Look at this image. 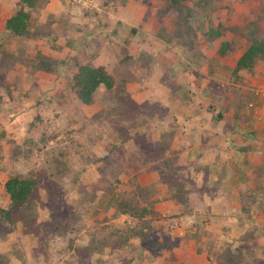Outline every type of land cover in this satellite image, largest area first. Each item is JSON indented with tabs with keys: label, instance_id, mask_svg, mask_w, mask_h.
Returning a JSON list of instances; mask_svg holds the SVG:
<instances>
[{
	"label": "rangeland",
	"instance_id": "374dc122",
	"mask_svg": "<svg viewBox=\"0 0 264 264\" xmlns=\"http://www.w3.org/2000/svg\"><path fill=\"white\" fill-rule=\"evenodd\" d=\"M134 1L148 7V17L140 25L115 22L120 6L111 0H49L39 11L38 23L32 22L36 35L18 38L7 34L6 22L21 8V2L0 0V206L10 205L4 186L15 172L39 182L33 197L36 218L29 225L18 219L0 227V255L8 257L10 264H226L224 256L216 254L230 245L239 246L242 235L254 230L251 240L257 238L259 247L256 255L244 262L264 264V209L247 216L236 208L243 198L237 187L240 181L245 180L249 188L260 187L264 194V178L256 180L250 173L264 166V145H259L253 155V167L240 164L235 173L224 165L214 166L210 154L224 140L223 132L232 127V116L243 93L248 94L254 84L242 85L236 77L215 79L210 62L223 41L231 42L235 51L243 49L237 42L247 40L251 24L242 10H254V0H218L209 6L201 0L187 1L192 7L199 2L196 10L204 19L205 30L222 27L228 32L211 45L202 39L195 48L192 59L204 69L199 70L201 78L180 76L184 81L177 82L181 78L176 74L170 79L182 86L193 83L190 90L197 103L195 99L186 102L182 110L179 102L170 98L171 88L162 81L171 58L168 49L181 53L175 43L165 42L166 37L171 42L177 40H172V18L162 20L157 16L166 3ZM260 8L256 9L261 13ZM260 33L264 36V23ZM249 39L248 44L243 41L241 45L250 46ZM126 40L130 44L126 45ZM129 54L133 59L124 61ZM180 56V73L197 76L194 66L186 68V59ZM46 58L61 64L51 73L35 69L32 62ZM150 64L154 67L151 75ZM83 65L104 66L118 81L120 95L124 96L121 107L131 106L132 100L139 110L156 114L157 122L138 120L139 127H133L132 134L148 132L150 126V138L157 142L161 129L171 127L177 131L173 146L180 161L174 164L187 183L181 203L166 199L169 188L161 180L158 165L153 161L146 164L145 149L141 147L142 143L149 147L145 138L133 136L122 141L120 133L126 131L130 121L109 115L110 109L119 105L118 100L102 90L93 105L80 102L72 84ZM250 78L256 84L263 81L264 60L256 61ZM165 109L169 114H164ZM219 113L224 115L221 123L217 121ZM97 114L99 118L94 119ZM210 138L215 142L209 146L211 159L207 149L196 145ZM235 141L229 136L230 145ZM223 148L231 153L229 146ZM57 158L67 166L63 175L58 174L54 162ZM137 185L155 189L157 214L145 221L156 231L161 246L155 252L144 250L137 237L126 250L107 247L93 251V238L106 244L114 232L139 230L142 222L126 215L114 216V211L106 209L108 195L122 198L136 194Z\"/></svg>",
	"mask_w": 264,
	"mask_h": 264
},
{
	"label": "trees",
	"instance_id": "16d2710c",
	"mask_svg": "<svg viewBox=\"0 0 264 264\" xmlns=\"http://www.w3.org/2000/svg\"><path fill=\"white\" fill-rule=\"evenodd\" d=\"M112 4L124 7L127 0H111ZM166 6L164 9L158 11V18L170 17L173 20L174 30L172 40L177 38L176 42H171V38L166 37V43H175L179 46L180 51L185 60L183 63L186 68H190L191 64L197 71V76H199V70H202L201 64L194 61L192 58L195 52V48L198 47L200 40L204 39L210 45L223 37L226 34L224 28L219 27L218 29H208L205 30L202 27L204 19L198 16V10L196 6L199 2H195L194 7L189 6L187 1L190 0H164ZM208 6L213 4L218 0H201ZM256 5L254 7L260 6L262 11L254 8L253 14L256 18L250 24L248 31V38L251 44L244 53V55L238 61L236 67H231L227 60V53L233 50L232 44L229 41H223L220 48L216 52L215 59L211 64H213L214 69L211 71L214 74L215 79H231V77H236L242 85L248 86L252 85L253 80L250 76L253 74V66L258 60H264V36L260 33L261 24L264 23V4L260 0H254ZM21 8L17 10L14 15H12L6 22V32L10 37L18 38H30L36 35V31L32 27V22L38 23L37 18L39 11L43 9L49 0H20ZM118 8V7H117ZM260 8V9H261ZM256 12V13H255ZM135 30V29H134ZM111 34H115L112 32ZM36 38V37H35ZM127 41V40H126ZM130 44L127 41L126 45ZM132 56L129 54L124 61L132 60ZM35 69L42 70L44 72H52L56 70L61 62L53 58L40 59L39 61L34 60L32 62ZM67 64V63H65ZM183 65V66H184ZM154 67L150 64L148 71L150 75L153 72ZM198 69V70H197ZM165 73L162 77V81L171 88V96L176 100H181V104L186 102H192L195 99V94L192 92V84H186L184 86L175 84L170 79L177 74V70L174 67H166ZM149 76V75H148ZM174 79V78H173ZM214 83V82H212ZM73 90L77 94L80 102L84 105H93L97 99V95L102 90L105 93L112 95V99L118 100L119 105H115L110 109L109 115L111 113L116 115L115 118L124 117L128 119L129 126L125 132L120 133V137L123 142L131 140L133 136L137 138H145L149 143V147H141L145 149V161L148 165L151 161L155 162L157 166L158 173L162 176L161 180L163 183L168 185L170 195L166 198L167 200L174 201L175 203H181L183 200V195L186 191V184L181 179L180 168L174 163L180 161V156L174 152V144L177 136V131L171 129H161L160 137L157 142H153L150 138L153 130L149 126V131L146 132H136L132 134L133 127H139L140 124L138 120H142V123L157 122L158 117L156 114H151L150 112H144L138 109L137 103L132 102L131 106H122L124 102V96H121L120 86L118 81L107 71L104 66H94V65H83L80 66L77 73L73 77ZM252 87V86H251ZM242 91V88L238 89ZM108 95V96H109ZM243 101V102H242ZM253 101V97L250 93H243V98L240 104L236 105L235 121L242 119H249L254 117V113L249 108V104ZM112 103V102H111ZM242 111H248L249 114L245 116ZM169 114V110L165 109L164 114ZM99 114L94 116V119L99 118ZM224 115L219 113L217 116V121H221ZM114 118L111 120L113 121ZM178 121V120H177ZM180 123V122H179ZM135 139V138H134ZM198 151V150H197ZM247 149L244 150V152ZM16 155L20 153L18 150L15 152ZM200 154L198 153V157ZM58 168V174H64L66 165L63 164L58 158L54 161ZM180 165V164H178ZM257 177L262 179L264 177V166L260 167L256 171ZM39 182L32 176L26 174H20L15 172L10 176L8 181L5 183L4 192L10 199V205L7 208L0 206V227L4 223H15L16 220L20 219L24 224L29 225L36 218V211L34 210V195L37 192ZM219 184V183H218ZM260 187L254 192H244L242 198V210L247 216H250V212H259L264 209L262 202L264 200V194L260 192ZM260 193V195H257ZM155 194V189L149 187H143L137 185L136 194H125L122 198L119 196H107L106 209L114 211V216L126 215L132 219L137 220L138 223L142 222L139 230L134 228H128L126 232H114L110 234L109 239L106 244L100 239L93 238L91 248L95 250H104L110 247L113 250L122 251L130 248L132 246L133 238H141L142 249L155 252L160 246L161 241L156 231L151 227L149 221H145L146 217L149 215H155V204L159 201L153 200ZM111 197V198H110ZM263 198V199H262ZM35 217V218H34ZM242 221V220H241ZM264 230V229H263ZM259 231V230H258ZM256 231H247L242 235L240 239V244L237 247L229 246L228 249L218 252L216 255L223 257L226 264H247L246 259L249 256L256 255L255 250L259 247V242L255 238L254 242L251 238L255 235ZM260 234V231H259ZM149 235V236H148ZM256 247V248H255ZM141 259L143 255L139 256ZM249 263V262H248ZM0 264H10L9 258L0 255Z\"/></svg>",
	"mask_w": 264,
	"mask_h": 264
},
{
	"label": "crops",
	"instance_id": "0c3cea01",
	"mask_svg": "<svg viewBox=\"0 0 264 264\" xmlns=\"http://www.w3.org/2000/svg\"><path fill=\"white\" fill-rule=\"evenodd\" d=\"M235 1L236 0H233L234 3H235ZM135 2L136 1H134V0H130L129 3L127 4V6L120 7L119 14L116 17L115 22L116 21L117 22L118 21H123V22L127 23L129 21L130 23H132L134 25L142 24L145 21L146 17H148V14H149L148 13V7L145 8L141 4H138V3L136 4ZM249 3L250 2H248L247 5ZM253 4L255 6L256 2L254 1ZM235 6L237 7V6H240V5L236 4ZM238 8H240V7H238ZM252 10L251 9H247V8L242 10V13L245 12L243 14L244 17H246V16L248 17L247 21H248L249 24L253 20H255V18H256L254 15L251 14ZM124 11L127 13V15H124ZM128 18H129V20H128ZM162 20H164V18ZM225 31H226V34L223 37H225L227 35V32H228L227 29H225ZM243 37H244V35H243ZM243 41H244V43H247V40H243V39H242V41L239 42L240 44L237 42V45L243 46L242 50H240V51L236 50L235 51V48H233V52L230 51V52L227 53V60H228V63H229V65L231 67H236L238 61L244 55V53L246 52V50L249 47V46L247 47V46L241 45L243 43ZM160 44H162V43H160ZM166 44L171 45L169 43H166ZM161 46L167 49L166 46H163V45H161ZM170 49H168V51H171V54H169L167 52V55H170L171 58L169 57L170 60H169V63L167 65H169L168 67H175V69H178V67H177L178 64H179L178 59H181V56H180V54L178 55V52H176L177 51L176 49H175L176 51H172ZM179 70L180 69H178L176 71L177 75H178V78L186 77V78H191L192 79V77H194L196 79H199V78H197V76H195L194 73L192 75H189L187 73H180L181 71H179ZM205 70L206 71L209 70L208 65L205 67ZM201 71H204V69H202ZM163 75H164V73L162 74V77H163ZM178 81L182 82V81H184V78L183 79L181 78L179 80L177 79V82ZM190 83L193 84L192 82H190ZM253 83H255V80H253ZM170 98L172 99L173 97L170 96ZM177 101L179 102V104H178L179 107L180 108L182 107L181 108V110H182L183 106L186 105V104H181V102L179 100H177ZM195 102L197 103V99H195ZM242 112L245 113V116H247V112L248 111H242ZM234 114H235V112H234ZM233 116H232V121L236 125L234 123L231 124L232 127L230 129H226L223 132V133L226 134V136H224L225 137L224 140L220 141V144L216 147L215 150H210V152H211L210 154L214 156V158H213L214 166H216V164L224 165L227 169H229V170L231 169V171L233 173H235L236 171H238L240 169V166H239L240 164H242L243 167H245V165H248V164H250V166L253 167L256 164L255 161L252 160V157H253V155H255V152L259 150L258 146L259 145L260 146L264 145V126H263V130L262 129H260L261 131L259 130V128L262 126V124L264 125V121H259L258 119H253L254 117L253 118L250 117L249 119H245V120L241 118L239 121L236 122L235 121V116H234V118H233ZM223 121H224V118L221 121H219V122L221 123ZM194 122H196V120ZM251 125H252L253 128H251ZM229 136H232V137L234 136L237 142L235 141V142L231 143V145H230V143L228 142ZM230 139H232V138H230ZM196 140L197 139L195 138L194 139V143L196 142ZM207 141L208 142L203 143L204 144L203 145L201 143L202 141L200 140V142H197L196 145L199 146V147L202 146L203 148L207 149V153H208L207 155L211 159V156H209V146L215 145V142L212 141V138L207 139ZM260 143H262V144H260ZM224 145L230 147L229 149L231 150V153L226 148H223ZM197 146H195V147H197ZM245 149H247V151L244 152ZM245 160H249V161H245ZM259 169L260 168L255 169L254 171H252V169H249L250 171H252V172H250L252 174L251 176L257 177L258 175H257L256 171L259 170ZM255 179L257 180L259 178L257 177ZM255 179H252V181H253L252 184H254ZM259 181H261V179ZM240 182L241 183L238 184L237 187H238V190L243 193V195H244L245 191H250L252 189L255 190V191L258 190V187H256L255 185H253V188H249V186L246 184L247 182L245 180L240 181ZM250 187H252V186H250ZM242 207H243V204H242V202H240V207H236V208L239 209V213L240 214H246L242 210ZM250 213L252 214V213H255V212L251 211ZM240 214H238V215H240Z\"/></svg>",
	"mask_w": 264,
	"mask_h": 264
},
{
	"label": "built area",
	"instance_id": "2783aa9c",
	"mask_svg": "<svg viewBox=\"0 0 264 264\" xmlns=\"http://www.w3.org/2000/svg\"><path fill=\"white\" fill-rule=\"evenodd\" d=\"M249 91L253 97L249 108L254 113L256 119L264 121V79L261 83H254Z\"/></svg>",
	"mask_w": 264,
	"mask_h": 264
},
{
	"label": "clouds",
	"instance_id": "9594fccd",
	"mask_svg": "<svg viewBox=\"0 0 264 264\" xmlns=\"http://www.w3.org/2000/svg\"><path fill=\"white\" fill-rule=\"evenodd\" d=\"M249 90V89H248ZM249 93H250V91H249Z\"/></svg>",
	"mask_w": 264,
	"mask_h": 264
}]
</instances>
